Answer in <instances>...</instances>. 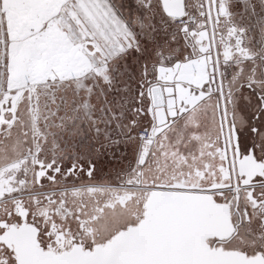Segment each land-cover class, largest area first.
Segmentation results:
<instances>
[{
    "label": "snow or ice",
    "instance_id": "6c2138e0",
    "mask_svg": "<svg viewBox=\"0 0 264 264\" xmlns=\"http://www.w3.org/2000/svg\"><path fill=\"white\" fill-rule=\"evenodd\" d=\"M0 264H264V0H0Z\"/></svg>",
    "mask_w": 264,
    "mask_h": 264
}]
</instances>
